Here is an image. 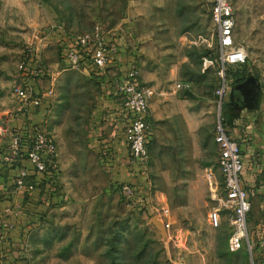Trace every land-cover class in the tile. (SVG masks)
Listing matches in <instances>:
<instances>
[{"label": "rangeland", "instance_id": "rangeland-1", "mask_svg": "<svg viewBox=\"0 0 264 264\" xmlns=\"http://www.w3.org/2000/svg\"><path fill=\"white\" fill-rule=\"evenodd\" d=\"M232 1L236 39L248 58L243 80L226 69L222 114L236 112L231 90L252 77L257 95L238 119L250 126L242 139L246 173L256 184L248 217L253 249L247 239L230 248L232 213L221 199L215 142L221 65L212 0H0V141L19 140L17 131L27 130L33 141L45 133L54 139L57 164L56 182L43 188L47 211L31 215L35 187L22 192L28 202L16 208L19 216H0L11 225L0 264H264V0ZM60 28L69 40L99 30L109 62L131 61L149 77L156 99L147 175L131 169L129 179L110 169L101 145L109 144L116 123L105 120V76L67 62L66 45L48 37ZM15 84L30 86L32 97L18 98ZM47 97L53 101L46 121L8 126L26 103ZM125 183L137 187L131 198L122 192ZM215 209L218 226L209 218Z\"/></svg>", "mask_w": 264, "mask_h": 264}, {"label": "built area", "instance_id": "built-area-1", "mask_svg": "<svg viewBox=\"0 0 264 264\" xmlns=\"http://www.w3.org/2000/svg\"><path fill=\"white\" fill-rule=\"evenodd\" d=\"M212 21L217 29V46L219 50L220 68L218 71L219 84L216 95L220 100V112L215 126V142L218 148L217 164L219 173L223 178L224 205L232 213L233 230L229 238V246L232 250L241 247L245 239L249 248L253 246L249 242L248 217L252 210V201L248 190L243 184L245 165L243 160V147L241 143L229 132V123L226 122L222 108L224 98L230 87V79L226 73L228 67L240 65L248 58L244 46L236 41V9L232 0H212ZM66 45L65 55L67 62L72 67L79 66L87 56L93 65L99 70L107 67L110 48L106 44L100 31L92 34H84L77 39H72ZM88 50L90 51L88 53ZM87 52V53H86ZM181 84L177 87L181 88ZM123 99L125 110V139L128 143L131 161L145 175L150 167L149 141L152 135L150 102L156 94L152 85L142 83L139 79V70L136 66L128 69L125 79L117 85ZM15 95L23 100L32 97V88L28 85L16 84L13 89ZM38 103V102H36ZM55 154V142L52 137L38 132L29 151L25 154L34 168L38 171H51L57 164L53 161ZM22 157L19 140L14 139L9 145L0 141V165L4 163L15 164ZM213 171L207 173V180L213 185ZM27 169H21L16 177L15 184L21 192L32 194L35 183L29 179ZM213 187V186H212ZM122 192L128 198L133 197L137 187L132 183L121 186ZM214 226L221 223L219 209H215L209 215ZM10 223L0 220V249L6 242L7 229Z\"/></svg>", "mask_w": 264, "mask_h": 264}, {"label": "crops", "instance_id": "crops-1", "mask_svg": "<svg viewBox=\"0 0 264 264\" xmlns=\"http://www.w3.org/2000/svg\"><path fill=\"white\" fill-rule=\"evenodd\" d=\"M50 36L53 39H56V41H59L65 45H67L68 41L72 42L71 39L70 40L68 39L69 37H64L65 34L62 28L57 29L54 32L53 36L49 35L48 37ZM122 60L117 57L116 59H114L113 57V59H111L110 62L108 63L107 67L101 71L93 65L89 56H87L86 59L82 62L83 63L82 70L86 74H95V75L105 76L103 88L106 91L107 101H109V104H110V108L107 109L106 114H105V120L113 121V123H116V129L113 130L111 133V139L109 141V144L101 145V152L107 155L106 159L110 163L109 164L110 169L114 171V174L116 176L122 175L130 179L131 177H133V173L129 171L131 169L136 170L138 167L134 165L131 161L130 149L125 139V132H124L125 111H124V106H123V99H122L121 93L118 90L117 85L118 83H120L121 81L125 79L128 69L132 67L133 64L131 63V61L123 62ZM139 79L142 83L148 84L146 81L149 79L148 76L143 75L142 77L141 73H139ZM155 99H156V94L152 98L150 102V108H149L152 118L154 119L153 121H155L154 104H153ZM52 101L53 100L50 97H47L44 101L39 102L37 106L32 101H29V103L25 102L26 105L24 106L26 107H23L21 113L17 115L15 119L9 117L8 126L10 127L12 126L13 127L14 126L15 127H18V126L27 127L28 126L29 127L30 124L32 125L38 122L46 121L47 111L50 109ZM244 121L245 120L241 118L237 119L233 124H229L230 126L229 129L233 137H235L241 143L243 147V160H244V165H245V155H244L245 144H244V140L242 139V135L247 136L246 134L248 132V127L250 126L249 125L247 126L246 124H244ZM0 133L4 137L5 133L4 132H0ZM153 133L154 131L152 127V135H151L149 144L153 138ZM3 137L2 139H4ZM150 155H151V151H150ZM30 167L32 168L33 165L28 159L24 160L22 164L18 162L15 164L4 163L0 165V216L1 215L5 217L10 216L11 218H13V216L15 215L19 216L20 214L18 213L20 212L17 211L18 209L16 208L17 207L20 208L22 206L26 207V204L24 203L28 201L25 200L24 194L20 190H18V188L16 187L15 180H16V177L19 175L21 169H27L29 172V176H30L29 179L33 181V178L31 177L33 172L30 170ZM209 171H212V169H210ZM243 184L248 189L250 199L252 201L253 186L256 184L252 180L250 174L246 173V167L243 173ZM32 198H33L32 200H29L30 209L32 211L31 215L32 216L34 215L35 217L37 216L38 212L42 211V209L44 210L47 209V204H49V195L48 193H46L45 190H43V187H42L35 191ZM42 198H46L45 205L40 203ZM22 210L24 212L25 209L23 208L21 209V211ZM252 210H253V201H252ZM18 226L19 225H17V228Z\"/></svg>", "mask_w": 264, "mask_h": 264}, {"label": "trees", "instance_id": "trees-1", "mask_svg": "<svg viewBox=\"0 0 264 264\" xmlns=\"http://www.w3.org/2000/svg\"><path fill=\"white\" fill-rule=\"evenodd\" d=\"M72 42H74V41H72ZM89 52L90 51L88 50V53ZM217 65H218V67L220 66V60L217 61ZM243 65L244 64L231 66V69L235 71V73H234L235 74V78L238 81L241 80V79L243 80V78H244L242 76V73H244V70H245ZM229 132L231 133L230 129H229ZM17 136H18V138L20 140L19 144H20V150H21V153H22V157L19 159L18 162H20L22 164V162L24 160L28 159L25 154L29 151V149L31 148V146L33 144V137L27 130L21 131V132L17 131ZM30 170L33 172L31 177L33 178V182L35 183L36 190L40 189L42 187L45 188L46 186L51 185V183H53V182L55 183L56 182L57 173H53L51 171L40 172L34 167H32V168L30 167ZM230 236H231V234H230Z\"/></svg>", "mask_w": 264, "mask_h": 264}, {"label": "water", "instance_id": "water-1", "mask_svg": "<svg viewBox=\"0 0 264 264\" xmlns=\"http://www.w3.org/2000/svg\"><path fill=\"white\" fill-rule=\"evenodd\" d=\"M258 87V84L253 82V78L249 77L247 78L245 81H243L242 83H239L237 85H235L232 90L231 93H233V95L235 94V91H241L242 97L244 98V101H239L238 103V108L236 110V112L229 118H226V122L229 124H233L239 117V113L240 110L245 107V106H250L251 105V101H253V98H255V96L257 95V91L256 88ZM225 115V112H224ZM1 123L3 125H5V121H1Z\"/></svg>", "mask_w": 264, "mask_h": 264}, {"label": "flooded vegetation", "instance_id": "flooded-vegetation-1", "mask_svg": "<svg viewBox=\"0 0 264 264\" xmlns=\"http://www.w3.org/2000/svg\"><path fill=\"white\" fill-rule=\"evenodd\" d=\"M240 98H242L241 91H237V93L235 94V99L238 100V101H240Z\"/></svg>", "mask_w": 264, "mask_h": 264}]
</instances>
